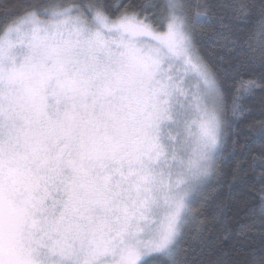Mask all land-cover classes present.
<instances>
[{"label": "snow or ice", "instance_id": "1", "mask_svg": "<svg viewBox=\"0 0 264 264\" xmlns=\"http://www.w3.org/2000/svg\"><path fill=\"white\" fill-rule=\"evenodd\" d=\"M257 95L264 0H0V264H264Z\"/></svg>", "mask_w": 264, "mask_h": 264}, {"label": "trees", "instance_id": "2", "mask_svg": "<svg viewBox=\"0 0 264 264\" xmlns=\"http://www.w3.org/2000/svg\"><path fill=\"white\" fill-rule=\"evenodd\" d=\"M198 47L200 49V54L204 57L206 62L210 66H214V70L219 72L221 75L227 74L230 78V83L233 79L239 80L241 78H250L251 73L241 71L239 74L234 72L230 67L233 62L234 55L227 50L220 47L213 38V28L210 24H205L198 27ZM220 57L224 60L221 62ZM242 103L249 109L235 124H234V134L232 139L238 144L236 151V156L232 158V162L235 159L240 158L242 153H248L253 151L257 144L254 142L255 134L259 131V124L264 121V105L261 104L259 95L253 99L242 100ZM225 176L224 183L225 187L219 188L212 195L219 197L226 201L229 206H232L237 196L239 195V190H235L229 193L227 189V182L230 177L227 175V171L230 168V164L225 165ZM215 186V182H213ZM211 192V188L207 189L203 196L207 197ZM233 211H238L241 216H243V206L240 209L233 208Z\"/></svg>", "mask_w": 264, "mask_h": 264}]
</instances>
